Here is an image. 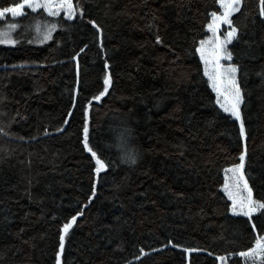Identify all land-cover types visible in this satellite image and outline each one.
<instances>
[{"label": "trees", "instance_id": "obj_1", "mask_svg": "<svg viewBox=\"0 0 264 264\" xmlns=\"http://www.w3.org/2000/svg\"><path fill=\"white\" fill-rule=\"evenodd\" d=\"M12 2L0 0V7ZM81 3L85 16L102 28V36L86 19L69 22L43 14L69 27L58 28L53 40L29 44L35 33L26 26L36 13L0 20V27L20 25L12 33L19 41L15 46L0 44V96L8 97L0 104L7 116L0 119L7 122L17 110L26 117L11 125L12 138L0 135V264H55L58 226L87 203L94 180L96 197L70 230L62 264H188L179 248L151 251L169 239L207 250L192 253L191 264H221L219 255L225 256V264H243L229 253L247 250L257 235H264V215L256 213L248 222L227 211L231 201L221 188L224 169L238 162L242 142L238 125L223 119L215 105V93L194 52L199 40L211 35L206 24L210 12L219 10L216 0ZM246 5L247 18L239 13L233 17L240 26L248 24L244 39L251 44V50L237 46L248 53L239 60L247 73L240 76L248 132L245 171L253 198L264 200V83L256 75L264 68V26L258 19L251 24L257 0H246ZM151 11L160 17L155 23L170 47L154 44L155 29L147 27ZM84 45V52L72 60ZM106 71L113 83L108 95L92 102L90 144L113 167L98 179L83 149V107L102 89ZM156 100L159 108L153 106ZM177 105L181 111L174 115L179 119L170 118ZM57 127L64 131L56 133ZM126 127L132 129L128 147L140 150L131 166L121 163L118 147V134ZM44 128L52 134L44 135ZM181 144L183 148L177 147ZM29 181L31 202L25 196ZM118 244L122 250H116Z\"/></svg>", "mask_w": 264, "mask_h": 264}, {"label": "snow or ice", "instance_id": "obj_2", "mask_svg": "<svg viewBox=\"0 0 264 264\" xmlns=\"http://www.w3.org/2000/svg\"><path fill=\"white\" fill-rule=\"evenodd\" d=\"M143 3V0H142ZM219 5V10H213L210 12V20L206 24L207 31L211 35L206 38L200 39L198 46H194V52L199 54L201 63L203 64V75L207 77L209 86L213 93H215V105L224 113L225 120H232L238 125V137L242 142L241 150L238 155V162L233 163L230 167L225 168V178L224 183L221 186L224 195L227 197L228 201H231L227 205V211H229L233 216L247 217L248 222L253 220V216L256 213L264 215V200L253 198V188L249 186V179L246 178L250 176V173L245 171L247 156H248V132L246 129V124L244 117L242 115L241 105L244 103L245 94L244 89L241 87L240 76H246L247 73L242 71V64L239 62L242 55H248L243 49H238V45H247L249 50H251V44L248 40L244 39L246 35V29L248 24L240 26L233 19L234 14L239 13L240 16L247 18L248 13L246 12V0H216ZM144 7H148L146 3L143 4ZM30 10L31 13H36L37 16L32 18V24L26 26L28 30L34 31L35 35L28 39L29 44L39 43L43 44L47 41L53 40V33L57 29L66 30L69 25L63 24L58 20H47L44 18L43 14L46 13L47 17H61L62 20L73 22L76 20H85L88 24L96 30L98 34L102 36V28L97 23L96 20L85 16V9L81 0H13V2L7 6L0 7V18L6 17L7 14H11V17H21L28 16ZM42 10V12L40 11ZM145 15H148L147 13ZM160 17L155 11H151V20L147 24L150 31L155 29L153 32L154 44L162 45L164 47L168 46L163 37L160 35L159 25L155 22L158 21ZM259 23L264 26V0H257V7L255 15L251 19V24L255 25ZM224 25L226 28L221 31V26ZM20 25L16 22H8L3 27H0V44L15 46L19 41L12 36L14 30H16ZM195 41V38H194ZM58 43V42H57ZM229 45H232L229 48ZM142 46V45H141ZM84 47H81L79 52L71 57L72 60H77V57L81 52H84ZM103 51V44L100 45ZM107 56V52H105ZM234 56L236 59L234 60ZM255 59L254 56L250 57ZM177 59L179 57L177 56ZM222 61H228V63H222ZM15 67V66H14ZM23 67V65H20ZM104 69L109 68V60L105 59ZM77 69V85H79V62L76 64ZM257 76L261 78V82L264 83V68L256 73ZM112 75L109 72H105L103 76V87L98 91L97 94L93 95L91 99L83 107V124H82V144L83 149L90 154L91 161L94 162V167L92 171L95 176L100 179V174L106 172L113 164L98 154V150L95 149L90 144V110L92 108V102H100L103 97L109 94V88L111 87ZM75 91V89H74ZM73 107L75 106V95L72 97ZM8 102L7 96H0V104H5ZM154 107H160V101L156 100L153 104ZM131 112L132 110L129 109ZM181 109L179 105L174 107L168 114L170 118L179 119L174 113L180 112ZM71 110L68 112V116H71ZM194 115V114H193ZM7 116L6 111H0V117ZM17 117L19 119H26L19 110L13 113L11 119L7 122L0 119V135L12 138L14 134L10 131L11 125L13 123H18ZM68 119L63 121V124H67ZM191 123V120L188 121ZM6 128L8 130H6ZM183 131V129H180ZM63 127H57L55 129L56 133L63 132ZM44 135H51L48 128L43 129ZM132 137V129L124 128L118 134V147L122 154L120 155L121 163H126L135 165L140 158V150L137 147L129 148ZM23 140L24 137H19ZM36 139V137H32ZM111 147V145H109ZM179 148H183V145H177ZM183 151H180L179 155H183ZM31 162L29 161V164ZM148 175L147 172L144 173ZM29 187L25 189V196L31 202L33 196L30 190L31 181L28 182ZM156 183H162V181L157 180ZM97 181L94 180L91 186L90 195L87 198V203L83 204L82 207L76 211L74 215L65 218L64 222L58 226L57 230V250L55 251V264H62V255L65 251L66 239L69 238L70 230L73 226L77 224V218L84 215V208H87L89 204L96 197L97 193ZM141 196L147 197V192L139 193ZM181 195V194H177ZM155 203V201H151ZM123 207V205H121ZM27 215V213L25 214ZM5 221L9 218L6 216ZM52 219H56L55 216ZM119 220V217L116 218ZM24 229L21 228L20 232ZM251 231H257V225L255 223L251 224ZM111 242V241H109ZM27 243V241H24ZM171 246L173 248H179L184 254H186V259H188V264H191L190 256L192 253H199L207 251L206 249L196 248V247H185L180 244L174 243L171 239L167 241V245H163L161 249H151V251L162 250L163 247ZM116 250H122L120 245L116 246ZM140 254L145 255L143 248H140ZM208 255H213L212 252H208ZM229 255H237L243 260V264H264V235H257L254 238V242L247 250H240L236 253H229ZM139 259V257H137ZM221 264H225V256L219 255L216 257Z\"/></svg>", "mask_w": 264, "mask_h": 264}, {"label": "rangeland", "instance_id": "obj_3", "mask_svg": "<svg viewBox=\"0 0 264 264\" xmlns=\"http://www.w3.org/2000/svg\"><path fill=\"white\" fill-rule=\"evenodd\" d=\"M26 11H30V10H26ZM40 11H42V10H40ZM44 14H46V13H44ZM46 15H47V14H46ZM62 15H63V14L61 13V17H62ZM7 16H10V17H11V14H7L6 17H7ZM6 17H4V18H6ZM4 18H0V20H1V19H4Z\"/></svg>", "mask_w": 264, "mask_h": 264}]
</instances>
